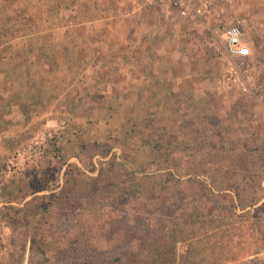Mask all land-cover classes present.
<instances>
[{"label":"rangeland","instance_id":"rangeland-1","mask_svg":"<svg viewBox=\"0 0 264 264\" xmlns=\"http://www.w3.org/2000/svg\"><path fill=\"white\" fill-rule=\"evenodd\" d=\"M34 1L10 12L0 0V75L14 60L23 64V72H29V60L50 61V70L60 76L81 73L85 57L113 60L117 50L111 45L83 47L86 28L68 25L77 19L67 11L58 19L45 14L55 2ZM136 2L147 12L144 23L180 28L171 32L182 44L172 50L177 62L169 61L159 74L153 73L155 64L136 68L156 75L149 96L120 99L112 87L82 106L71 92L59 91L54 101L65 108L32 114L23 141L66 121L46 152L55 146L59 158L50 157L44 166L38 162L37 178L13 194L27 200L0 212L6 226L0 264H264V255L246 256L264 243L258 236L248 240L247 233L257 235L260 226L245 223L250 214L243 211L263 195L264 125L253 121L259 104L251 96L217 89L221 65L215 46L221 28H200L201 46L186 19L167 22L147 0ZM234 3L227 20H245L243 38L252 50L247 64L264 84V19L257 17L264 13V1ZM99 38L91 35L92 41ZM97 70L108 76L130 72L114 63ZM161 73L171 75L169 94L158 87L166 86ZM59 82L60 89L68 86L63 77ZM73 86L77 94L82 81Z\"/></svg>","mask_w":264,"mask_h":264},{"label":"crops","instance_id":"crops-1","mask_svg":"<svg viewBox=\"0 0 264 264\" xmlns=\"http://www.w3.org/2000/svg\"><path fill=\"white\" fill-rule=\"evenodd\" d=\"M8 5L4 4V11H18L23 10L21 7L23 2H35L34 0H4ZM43 1V0H42ZM55 2L54 5L46 6L45 14L50 13L55 18H59V13L67 11L68 16H73L77 19V22H69L68 25L76 26L82 25L84 36L87 40L84 43L88 45L83 47L117 50L113 60L110 62L107 60H100L98 58L85 57L82 60V64L86 67L82 69L81 73H74L60 76L59 73H54L49 67H53V63L50 61L35 59L29 60L30 70L29 72L22 71V63L14 60L10 63L8 69H4L0 75V212L7 205H22L23 201L27 200V197H20L16 199L13 194H16L20 187L28 184L29 181L37 178V171L40 166L36 164L40 162L41 166L48 164V159H58V154L54 152L46 153L38 162L29 166L25 172L16 175L10 179L3 176V164L11 150L18 143H21L26 137L28 130L31 129L30 123L32 114L37 115L45 112L55 113L65 108L64 105H56L54 101L55 97H60L59 91L64 93L71 92L75 102L81 101L90 104V99L96 96L105 95L106 92L111 91L114 87L115 96L117 98H124L127 95L132 97H142L151 95L150 85L155 81L156 75L144 73H138L137 67L144 64L157 65L153 70V73L163 71L164 65L168 62L176 63L177 59L172 50H176L177 47L182 44L177 43L174 38L171 39V32L175 29L181 31L180 28H160L156 24L144 23L143 17L146 16V10H140L141 4L136 2L137 0H51ZM66 1V2H65ZM68 1V3H67ZM108 1V6L106 2ZM260 2L264 0H259ZM20 4L16 6L15 3ZM129 6V9L127 8ZM260 6L263 7L262 3ZM38 7V6H37ZM41 9L40 7L37 10ZM43 10V9H42ZM44 11V10H43ZM161 11V10H160ZM146 12V13H145ZM162 17L165 21L167 18L173 19L174 15L161 11ZM172 16V17H170ZM81 18L78 19V18ZM154 17V16H152ZM259 19H264V13H257ZM177 18V17H176ZM56 20V19H55ZM168 22V21H167ZM264 25V21L261 23ZM216 26L215 24L213 25ZM157 27V28H156ZM217 28V26H216ZM85 30V31H84ZM191 30V27H189ZM196 34V41L198 44H203L204 31L200 28H193ZM99 34L100 38L97 41H92L91 35ZM179 34L181 32H178ZM115 34L114 38L111 36ZM187 34V32H186ZM113 43L111 44V40ZM71 42V41H70ZM69 42V43H70ZM74 43V41L72 42ZM24 46V42L20 44ZM202 46V45H201ZM204 47V46H203ZM251 47V45H250ZM90 48V49H91ZM182 60V58L178 57ZM27 59V58H26ZM25 59V60H26ZM20 63V64H19ZM69 64V62H67ZM108 63H114L116 66L124 67L128 66L130 72H124V74L113 73L111 75H105L104 72H100V67ZM44 66L46 69L42 68ZM50 70V71H49ZM68 75V76H67ZM63 77L65 81H68V86H62L60 89L59 78ZM161 82L166 86L158 84L162 93L169 94L171 92L170 84L167 83L170 77L166 74L159 75ZM67 77V78H66ZM154 77V78H153ZM114 78V80H112ZM173 78V77H172ZM82 81V91L77 90L78 97L76 98L75 88L72 89L74 83L78 80ZM174 79V78H173ZM172 79V80H173ZM175 79L181 80V78L175 77ZM85 81V82H84ZM110 89V90H108ZM202 92L195 91L194 95ZM75 93V94H73ZM165 95V94H163ZM86 97V99L84 98ZM30 98L31 100H28ZM44 98V99H43ZM252 99V98H251ZM75 103V104H76ZM74 104V103H73ZM72 106L70 107V109ZM31 115V116H30ZM30 119H27V118ZM35 118V117H34ZM53 120V119H52ZM58 121L56 120L55 123ZM73 136V135H71ZM22 140V141H21ZM66 158V157H65ZM74 157L70 156L66 158V162H71ZM49 167V165L47 166ZM39 178V176H38ZM264 182V181H263ZM261 182L263 188L262 197L252 204L246 205L243 208L245 213L248 212L250 217L244 220L245 223H249L252 226H260L258 234H254L251 231L247 233L248 240H254L258 236V242L263 245L264 243V183ZM44 191V190H43ZM228 191V190H227ZM45 192V191H44ZM230 192V191H228ZM14 198V199H13ZM18 200V201H17ZM20 201V203H19ZM259 208L260 215L256 214V209ZM247 240V242H249ZM247 246V244H246ZM264 246V245H263ZM256 255H264V248H261L257 253H246L247 257H253Z\"/></svg>","mask_w":264,"mask_h":264},{"label":"built area","instance_id":"built-area-1","mask_svg":"<svg viewBox=\"0 0 264 264\" xmlns=\"http://www.w3.org/2000/svg\"><path fill=\"white\" fill-rule=\"evenodd\" d=\"M161 11L186 19L191 28H213L215 24L221 28L218 44L215 46L217 60L221 67L216 79L220 91L238 92L254 98L259 109L253 121L264 125V84L249 69L247 60L252 50L243 38L244 19L235 18L231 23L227 18L235 11L234 0H147ZM65 120H61L56 128L37 130L25 141L17 145L7 156L3 164V176L12 178L21 174L29 166L38 162L51 147L54 134L63 129ZM54 154L58 149L53 146ZM6 228L0 224V237Z\"/></svg>","mask_w":264,"mask_h":264}]
</instances>
